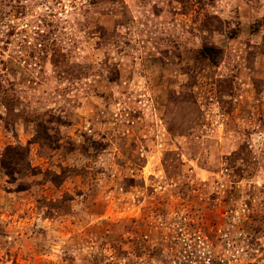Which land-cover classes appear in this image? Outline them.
I'll use <instances>...</instances> for the list:
<instances>
[{
	"label": "rangeland",
	"instance_id": "obj_1",
	"mask_svg": "<svg viewBox=\"0 0 264 264\" xmlns=\"http://www.w3.org/2000/svg\"><path fill=\"white\" fill-rule=\"evenodd\" d=\"M0 264H264V0H0Z\"/></svg>",
	"mask_w": 264,
	"mask_h": 264
},
{
	"label": "trees",
	"instance_id": "obj_2",
	"mask_svg": "<svg viewBox=\"0 0 264 264\" xmlns=\"http://www.w3.org/2000/svg\"><path fill=\"white\" fill-rule=\"evenodd\" d=\"M28 151L21 146H7L0 158V170L9 178L15 181V174L21 171L22 166L28 165Z\"/></svg>",
	"mask_w": 264,
	"mask_h": 264
}]
</instances>
